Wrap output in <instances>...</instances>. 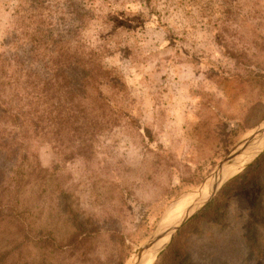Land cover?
Returning <instances> with one entry per match:
<instances>
[{"label":"trees","instance_id":"trees-1","mask_svg":"<svg viewBox=\"0 0 264 264\" xmlns=\"http://www.w3.org/2000/svg\"><path fill=\"white\" fill-rule=\"evenodd\" d=\"M120 11L118 0H19L14 9L0 49V264H125L131 256L121 233H101L90 215L82 218L80 203L54 184L38 151L48 143L57 161L89 164L103 132L138 123L120 72L105 62L120 43L117 30L129 25ZM232 28L231 23L225 31ZM219 35L233 65L211 62L201 85L227 83L218 93L223 100L245 114L258 107L264 114V32L247 35L240 46H229ZM216 86L212 92L199 90L216 93ZM245 128L244 119L237 127H224V148ZM263 172L264 151L178 231L155 264H190L188 234L203 222L221 221L231 197L241 192L250 205L247 244L260 251ZM14 205L22 208L8 212ZM111 240L118 246L107 250Z\"/></svg>","mask_w":264,"mask_h":264},{"label":"rangeland","instance_id":"rangeland-1","mask_svg":"<svg viewBox=\"0 0 264 264\" xmlns=\"http://www.w3.org/2000/svg\"><path fill=\"white\" fill-rule=\"evenodd\" d=\"M18 2L0 0V49L7 43V27ZM118 2L120 16L129 25L117 30L120 43L105 62L120 72L138 123L103 132L96 157L89 164L80 159L65 164L57 161L48 143L40 144L38 151L43 165L54 175V184L67 189L74 204L80 203L85 221L90 215V223L101 233L116 230L123 235L132 252L125 264H132L167 208L198 188L242 136L264 118L262 107L245 114L238 104L223 100L218 93L227 83L212 85L216 93L203 95L199 90L214 91L210 84L201 85L211 62L233 65L227 46L217 41L220 33L229 46H240L247 35L264 32V0ZM231 23L232 31L226 32ZM92 29L90 33L95 31ZM117 94L120 97L123 93ZM240 119L246 120L247 128L224 148L223 128L237 127ZM197 176L199 180L193 182ZM260 183L264 187V172ZM248 200L245 193H237L221 221L203 222L188 234L189 262L264 264V224L257 234L260 251L247 244ZM262 202L264 205V193ZM9 208L8 212L15 214L22 206ZM115 246L116 240L107 241L106 249Z\"/></svg>","mask_w":264,"mask_h":264},{"label":"water","instance_id":"water-1","mask_svg":"<svg viewBox=\"0 0 264 264\" xmlns=\"http://www.w3.org/2000/svg\"><path fill=\"white\" fill-rule=\"evenodd\" d=\"M264 133V118L255 126L253 127L250 131L246 132L242 138L236 143V145L233 147V149L229 152V154L221 160L213 172L210 174V176L199 186L203 187L204 189L205 185L207 184L209 180L212 178L217 177V181L214 182V187L212 191L209 193L207 198L200 202L198 205H196L194 208L191 210H188L184 214L178 217L176 220H168L167 215L169 212L172 210L173 206L175 203H177L184 194L191 192L188 191L181 195L177 200H175L165 211L163 217L160 219L159 223L157 224V227L150 237V239L139 248L137 251L136 255L133 258L132 264H142L148 258H150V255L152 254V249L154 245L158 243V241L165 237L166 235H169L166 242L157 250L156 255L163 250L173 239L175 236L176 232L188 221L190 220L193 216H195L199 211H201L206 205L209 204L215 197V195L218 193L219 190L224 186V184L234 175L237 173H232L230 175H225V171L229 166H233L234 164H237L239 157H241L246 150H249L251 146L254 145V143L258 140H261L262 134ZM198 187V188H199ZM196 188V189H198ZM194 189V190H196ZM192 190V193L195 191ZM176 221V222H175Z\"/></svg>","mask_w":264,"mask_h":264},{"label":"bare ground","instance_id":"bare-ground-1","mask_svg":"<svg viewBox=\"0 0 264 264\" xmlns=\"http://www.w3.org/2000/svg\"><path fill=\"white\" fill-rule=\"evenodd\" d=\"M263 150H264V133L262 134L261 140L256 141L254 145L250 147L249 150H246V152L241 157H239L237 164H234L233 166H229L227 168V170L225 171V175L237 173L241 170L243 171V169L254 158H256ZM217 179L218 178L215 177L209 180L208 182H206L207 184L205 185L204 189H202L203 187H199L198 189L194 190L195 191L194 193L188 192L184 194L182 198L177 203H175L172 210L167 215V219L172 221L175 220L176 218L178 219L179 216H181L188 210H191L200 202L204 201L209 195V193L212 191L214 187V182L217 181ZM168 236L169 235H166L165 237L161 238L158 241V243L154 245L150 258H148V260H146L142 264H152L153 258L154 256H156L157 250L166 242Z\"/></svg>","mask_w":264,"mask_h":264}]
</instances>
